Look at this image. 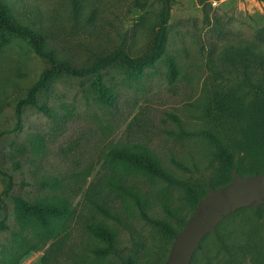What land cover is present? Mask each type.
Wrapping results in <instances>:
<instances>
[{
    "label": "rangeland",
    "instance_id": "1",
    "mask_svg": "<svg viewBox=\"0 0 264 264\" xmlns=\"http://www.w3.org/2000/svg\"><path fill=\"white\" fill-rule=\"evenodd\" d=\"M2 1L81 70L118 48L143 57L162 18L166 42L142 70L116 58L97 75L53 77L36 95L49 114L28 96L46 59L24 38L0 47V264H164L173 241L143 217L138 201L150 217L178 229L192 212L188 187L203 194L226 175L210 133L230 149L241 174L264 167V141L250 144L257 121L248 112L262 97L256 87L264 81L240 53L244 43L264 44V0H207L205 7L198 0ZM168 55L177 65L174 79ZM99 85L109 98L100 96ZM222 95H232L245 117L209 118L208 108ZM128 144L147 149L178 183L111 159V148ZM15 197L67 199L71 211L43 227L18 212ZM98 205L119 220L102 215ZM91 220L115 233V252H92L105 243L88 232ZM190 264H264V204L221 221Z\"/></svg>",
    "mask_w": 264,
    "mask_h": 264
},
{
    "label": "trees",
    "instance_id": "2",
    "mask_svg": "<svg viewBox=\"0 0 264 264\" xmlns=\"http://www.w3.org/2000/svg\"><path fill=\"white\" fill-rule=\"evenodd\" d=\"M165 1L168 2L170 0ZM198 1L203 5V7L208 4L207 0ZM74 10L75 13H78L80 10L78 1L75 2ZM165 22V19L162 18L160 28L156 34L155 43L143 57L134 58L133 56H130L123 48H118L114 53L98 56L90 66L84 70H81L74 67L68 60L61 58L46 40L45 34L41 30L18 21L11 14L7 5L2 0H0V47L5 46L12 37L24 38L28 41L32 51L36 55L46 59L48 66L42 72L41 78L30 87L28 96L30 103L35 104L46 114H49L50 110L48 106H39L37 104L36 95L39 90L47 86L53 77L62 73H68L80 77L91 74L97 75L103 68L112 64L116 58L120 59L127 67L133 70H142L145 66L154 63V61L164 51V45L166 42ZM240 53L241 55H244L250 59L254 69H256L261 80L264 81V44L258 46L252 43H244ZM167 66L169 78L174 79L177 75V65L171 55L167 56ZM97 89L101 97H110L109 93L104 90L102 86L99 85V88ZM256 90L257 94H262V97H260L258 101L252 106V112H248L252 113L255 117V120L257 121V130L250 141V144L259 145L264 141V82L257 85ZM24 102L26 101H21L17 106V116L19 121L22 119V106ZM244 112V109L232 95H222L214 99L212 106L207 110V116L213 119L216 116L219 117V114H222L226 117L239 119L245 117ZM209 136L215 143L217 156L223 161L226 175L218 179L215 183L208 185V189H206L205 193L203 194L198 193L192 187H188L187 194H189V197L192 201V212L198 204L200 198L208 193L209 186L217 188L229 183L233 178L232 169L234 168L239 172H242V170L234 166L233 153L230 151V149L225 146L223 142L213 133H210ZM108 154L111 159L138 167L146 174L158 176L170 183H178V180L164 167V165L142 146L129 144L115 146L109 150ZM174 162L179 167L184 168L181 163L177 161ZM249 171V173L264 172V167L256 165V167ZM15 203L19 213L32 217L34 221L43 227H50L55 219L64 217L71 211L68 200L58 197H47L33 203H29L21 197H15ZM138 205L143 217L149 223L159 227L172 241H174V237L180 232L187 219L190 217L189 216L183 219L180 227L177 229L165 220L150 217L140 201H138ZM98 209L105 217L119 220L116 212L110 207L98 205ZM86 228L88 232H90L96 239L102 241V243H105L104 246L99 245L91 249L96 256L101 257L103 255L115 252L116 243L114 242H116V236L106 224L98 220H91L86 224ZM126 264H135V262L132 259H128Z\"/></svg>",
    "mask_w": 264,
    "mask_h": 264
},
{
    "label": "water",
    "instance_id": "3",
    "mask_svg": "<svg viewBox=\"0 0 264 264\" xmlns=\"http://www.w3.org/2000/svg\"><path fill=\"white\" fill-rule=\"evenodd\" d=\"M232 180L220 187L209 186L183 228L174 237L164 264H190L194 253L209 233L235 211L264 204V172L241 174L232 169Z\"/></svg>",
    "mask_w": 264,
    "mask_h": 264
}]
</instances>
